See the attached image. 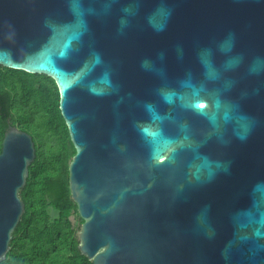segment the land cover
I'll return each mask as SVG.
<instances>
[{
  "label": "water",
  "instance_id": "95a60500",
  "mask_svg": "<svg viewBox=\"0 0 264 264\" xmlns=\"http://www.w3.org/2000/svg\"><path fill=\"white\" fill-rule=\"evenodd\" d=\"M0 68L59 88L90 262L264 264V0H0ZM35 160L10 125L0 264Z\"/></svg>",
  "mask_w": 264,
  "mask_h": 264
},
{
  "label": "trees",
  "instance_id": "16d2710c",
  "mask_svg": "<svg viewBox=\"0 0 264 264\" xmlns=\"http://www.w3.org/2000/svg\"><path fill=\"white\" fill-rule=\"evenodd\" d=\"M10 125L32 136L36 160L20 193L26 214L1 264H93L79 249L83 221L69 186L76 150L60 110L56 82L0 68V154Z\"/></svg>",
  "mask_w": 264,
  "mask_h": 264
},
{
  "label": "snow or ice",
  "instance_id": "6c2138e0",
  "mask_svg": "<svg viewBox=\"0 0 264 264\" xmlns=\"http://www.w3.org/2000/svg\"><path fill=\"white\" fill-rule=\"evenodd\" d=\"M198 107H199V108H203L204 105H203V104H199Z\"/></svg>",
  "mask_w": 264,
  "mask_h": 264
},
{
  "label": "rangeland",
  "instance_id": "374dc122",
  "mask_svg": "<svg viewBox=\"0 0 264 264\" xmlns=\"http://www.w3.org/2000/svg\"><path fill=\"white\" fill-rule=\"evenodd\" d=\"M72 221H74V222H75V219H72Z\"/></svg>",
  "mask_w": 264,
  "mask_h": 264
},
{
  "label": "flooded vegetation",
  "instance_id": "af4514ba",
  "mask_svg": "<svg viewBox=\"0 0 264 264\" xmlns=\"http://www.w3.org/2000/svg\"><path fill=\"white\" fill-rule=\"evenodd\" d=\"M3 143V142H2Z\"/></svg>",
  "mask_w": 264,
  "mask_h": 264
}]
</instances>
